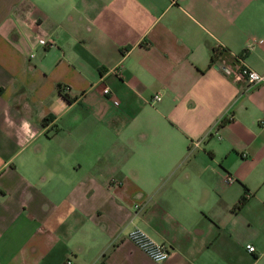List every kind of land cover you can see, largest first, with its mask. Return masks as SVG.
<instances>
[{
    "label": "crops",
    "instance_id": "crops-1",
    "mask_svg": "<svg viewBox=\"0 0 264 264\" xmlns=\"http://www.w3.org/2000/svg\"><path fill=\"white\" fill-rule=\"evenodd\" d=\"M239 65L264 74V0H0V264H264Z\"/></svg>",
    "mask_w": 264,
    "mask_h": 264
},
{
    "label": "built area",
    "instance_id": "built-area-1",
    "mask_svg": "<svg viewBox=\"0 0 264 264\" xmlns=\"http://www.w3.org/2000/svg\"><path fill=\"white\" fill-rule=\"evenodd\" d=\"M37 42L43 47H50L54 45V42L50 38H44L40 36H36ZM222 70L228 74L231 72V69L226 65H221ZM237 75L246 78L249 84H256L264 79V74L258 73L255 70L247 67L246 65H239L237 68ZM103 93H109V89L107 86H103ZM154 98H159V94H154ZM114 102H117L115 98H113ZM192 145H197L198 141L194 140L191 142ZM223 180L225 182H230L232 177L228 174L224 175ZM131 242H133L138 248H140L149 258L155 261L163 260L166 258L168 249L162 243L154 240L144 229L138 226L130 227L126 231L125 235ZM245 248L247 251L254 250V246L251 243H246ZM66 264L69 263V260L65 261Z\"/></svg>",
    "mask_w": 264,
    "mask_h": 264
},
{
    "label": "trees",
    "instance_id": "trees-1",
    "mask_svg": "<svg viewBox=\"0 0 264 264\" xmlns=\"http://www.w3.org/2000/svg\"><path fill=\"white\" fill-rule=\"evenodd\" d=\"M213 55H214V53L212 52L211 54H210V62H212L213 61ZM244 200H245V197L244 196H241L239 199H238V201L234 204V207L233 208H239L243 203H244Z\"/></svg>",
    "mask_w": 264,
    "mask_h": 264
},
{
    "label": "clouds",
    "instance_id": "clouds-1",
    "mask_svg": "<svg viewBox=\"0 0 264 264\" xmlns=\"http://www.w3.org/2000/svg\"><path fill=\"white\" fill-rule=\"evenodd\" d=\"M23 127L24 128H28L29 127L28 123L27 122H24Z\"/></svg>",
    "mask_w": 264,
    "mask_h": 264
},
{
    "label": "rangeland",
    "instance_id": "rangeland-1",
    "mask_svg": "<svg viewBox=\"0 0 264 264\" xmlns=\"http://www.w3.org/2000/svg\"><path fill=\"white\" fill-rule=\"evenodd\" d=\"M50 1V0H49Z\"/></svg>",
    "mask_w": 264,
    "mask_h": 264
}]
</instances>
